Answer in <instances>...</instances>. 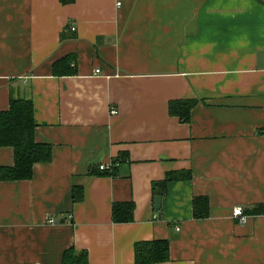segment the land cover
Returning a JSON list of instances; mask_svg holds the SVG:
<instances>
[{"label": "crops", "instance_id": "obj_1", "mask_svg": "<svg viewBox=\"0 0 264 264\" xmlns=\"http://www.w3.org/2000/svg\"><path fill=\"white\" fill-rule=\"evenodd\" d=\"M66 56L77 72L55 75ZM12 98L32 99L52 159L0 180V264H62L70 248L136 264L135 245L153 240L169 242L158 264H264V214L246 213L264 203V0H0V110ZM193 98L187 122L170 113ZM179 171L192 177L156 210L153 183ZM127 201L133 221L115 222Z\"/></svg>", "mask_w": 264, "mask_h": 264}, {"label": "trees", "instance_id": "obj_2", "mask_svg": "<svg viewBox=\"0 0 264 264\" xmlns=\"http://www.w3.org/2000/svg\"><path fill=\"white\" fill-rule=\"evenodd\" d=\"M55 75H72L77 72L75 59L66 56L53 64ZM197 99L174 100L169 103L172 115L182 121L190 119L192 109L197 105ZM37 123L34 117V103L28 98H12L10 107L0 110V146L14 149V165L0 167V180H27L32 178L34 166L37 163L49 162L52 159V145L36 140ZM127 159L120 155L117 160ZM93 172V171H92ZM101 175H113L116 171L100 170ZM192 177L191 171L170 172L162 181L153 183V190L165 191L168 184L176 180H188ZM84 197V188L74 186L72 191L73 202H79ZM135 204L132 201L116 202L113 205V219L115 222L133 221ZM195 218H206L210 214V199L205 195L195 196L193 199ZM251 215L264 214V203L254 205L246 210ZM136 264H158L169 259L168 240H153L139 242L135 245ZM62 264H89L87 251L77 252L70 248L64 252Z\"/></svg>", "mask_w": 264, "mask_h": 264}, {"label": "built area", "instance_id": "obj_3", "mask_svg": "<svg viewBox=\"0 0 264 264\" xmlns=\"http://www.w3.org/2000/svg\"><path fill=\"white\" fill-rule=\"evenodd\" d=\"M72 29H74V28H72ZM96 71H97L98 73L100 72L99 69H97ZM111 113H112V114H116V113H117V109H112V110H111ZM108 167H109V166H107V165H105V164H100V166H99L100 170L108 169ZM234 215H235L236 217H239V220H240L241 223H244V222H246V220H247V215L245 214L244 209H243L242 207H240V206H239V207H236V208L234 209ZM49 222H50V223H54V218H51V219L49 220Z\"/></svg>", "mask_w": 264, "mask_h": 264}, {"label": "water", "instance_id": "obj_4", "mask_svg": "<svg viewBox=\"0 0 264 264\" xmlns=\"http://www.w3.org/2000/svg\"><path fill=\"white\" fill-rule=\"evenodd\" d=\"M162 196H163V192L161 190H158L156 192V195L154 197V203H155V209L159 210L161 207V203H162Z\"/></svg>", "mask_w": 264, "mask_h": 264}]
</instances>
